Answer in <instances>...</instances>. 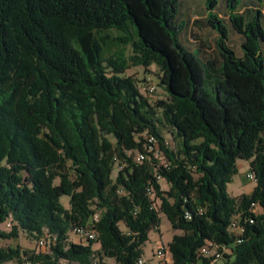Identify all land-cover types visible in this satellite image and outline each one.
I'll return each instance as SVG.
<instances>
[{
	"label": "trees",
	"instance_id": "16d2710c",
	"mask_svg": "<svg viewBox=\"0 0 264 264\" xmlns=\"http://www.w3.org/2000/svg\"><path fill=\"white\" fill-rule=\"evenodd\" d=\"M221 1L205 0L218 55L204 61L181 38V0H0V225L11 223L0 240L55 237L44 253L0 247V264H138L161 214L182 231L168 245L173 264H197L208 241L226 245L222 264H264L263 13L225 0L238 55ZM111 42L129 55H106ZM153 64L165 99L125 74ZM147 135L162 159L137 162ZM238 159L256 186L232 196ZM79 226L96 240L74 237Z\"/></svg>",
	"mask_w": 264,
	"mask_h": 264
},
{
	"label": "rangeland",
	"instance_id": "374dc122",
	"mask_svg": "<svg viewBox=\"0 0 264 264\" xmlns=\"http://www.w3.org/2000/svg\"><path fill=\"white\" fill-rule=\"evenodd\" d=\"M204 2L205 0H184V3L191 4L193 9L188 11V15H184L182 19L184 22L181 36L186 43H191L190 39H195V35L197 34L198 37H201L207 43L206 47H208L214 44L216 31L212 27L207 25V20L203 19V16L206 14ZM182 9H184V4L182 5ZM194 9H196L197 11H195ZM218 12L220 13L219 19H221L229 27L230 44L232 45L233 49L240 54L242 52V42L244 40L243 36L230 27L232 26L229 21L230 15H227L222 4L218 8ZM196 14L199 16V18H196L197 22L193 23L192 18ZM189 45L193 47V44ZM185 46L187 45L185 44ZM120 49H123V52L126 56L129 55L130 48L128 45H117L115 42L109 43V49L105 50V54L109 55L111 53L117 52ZM125 74L134 75L137 78V80L139 81L141 92L144 93L149 99L159 100L165 99L167 97V92L159 84L161 71L159 70L157 65H151L149 67V70H145V68L141 65L131 66L126 70ZM145 79L151 80V83L156 85V91L154 93L149 94L144 89L146 84L144 83ZM163 133L166 136V139H168V142H170V146L172 148H175L176 143L173 140L171 133L167 132L165 129H163ZM237 166L238 173L234 175L232 181L228 184V192L232 196L249 194L256 186V180H249L247 178V174L250 172V161L238 159ZM115 175L116 171L113 173V176ZM161 184L164 189H168V185L165 181H162ZM62 201L66 206H69L68 198L66 196L62 197ZM7 223L1 224L0 227L2 229L9 230L10 227H8ZM181 233L182 231L173 229L168 218L164 214H161V222L159 226L150 231L149 239L143 245V258L145 260L157 261L158 257L155 254L156 247L160 244H163L167 247L173 240L174 235ZM16 245H20L24 249H34L36 248V239L28 236L26 233H21L19 238L17 239L0 240V247ZM95 247L97 246L95 245ZM108 263L116 264V262L111 259L108 260ZM219 264H222V262L219 261Z\"/></svg>",
	"mask_w": 264,
	"mask_h": 264
},
{
	"label": "built area",
	"instance_id": "2783aa9c",
	"mask_svg": "<svg viewBox=\"0 0 264 264\" xmlns=\"http://www.w3.org/2000/svg\"><path fill=\"white\" fill-rule=\"evenodd\" d=\"M145 90L152 94L156 91V85L151 83V80L145 79ZM146 141L144 143V151L136 153L135 159L137 162H142L145 158L148 157V155H151L152 157L161 160L162 159V151L158 142L157 137L154 135H147L145 137ZM165 146L169 145V142L166 140L163 142ZM158 180H162L161 175L156 176ZM247 178L249 180H256V175L254 172L250 171L247 174ZM148 194L150 197L154 196V189L152 186L148 188ZM260 208L257 207V210ZM190 218V217H189ZM99 219V215H95L94 222H97ZM8 227L11 226V223H7ZM230 231L234 232L236 234H241L244 231V228L239 224L238 220L235 219L231 226ZM71 234L74 237H78L80 240H96L97 233L95 229L91 226H79L76 227L71 231ZM55 241V237L45 234L41 236L36 243V251L37 253H44L47 252L50 248V244ZM227 251L226 245H220L218 243H215L213 241H208L204 246H202L198 252V256L201 259L197 264H202L203 260H208V264H219V261L223 258L225 252ZM156 256L158 257V260H145L143 257L139 259L138 264H173V257L169 250V247L160 244L156 247ZM25 264H30L29 262H26ZM65 264V263H63Z\"/></svg>",
	"mask_w": 264,
	"mask_h": 264
},
{
	"label": "crops",
	"instance_id": "0c3cea01",
	"mask_svg": "<svg viewBox=\"0 0 264 264\" xmlns=\"http://www.w3.org/2000/svg\"><path fill=\"white\" fill-rule=\"evenodd\" d=\"M183 4H184V9H182V5ZM204 4H205V2H204ZM221 4L223 5V8H224L225 12L227 13V15H230V12L227 9V3H226V1L225 0H222L220 2V5ZM192 9L193 8H192L191 4L184 3V0H181L180 7H179V18H180V21L182 23L184 22L182 20L183 17H184V15H188V11H190ZM205 9H206V4H205ZM194 10L197 11L196 9H194ZM257 10H260L263 13L262 21H263V25H264V10L261 8L260 4H258L256 1H254V0H242V5L239 8V12L240 13H243V14H246V15L247 14L248 15H252V13H255V11H257ZM208 14H209V11L206 10V14L203 16V19L204 20H207V25L209 24L208 23V18H207ZM217 14L219 16L220 13L217 12ZM196 18H199V16L197 14L194 15V17L192 18V22L193 23L197 22ZM181 38H182V36H181ZM216 39H217V33H216V36H215V41H216ZM190 42L191 43H189V42L188 43L191 44V45L193 44V47L190 46L188 43H186V42L185 43L192 50H194V51H200V57L202 59H204V61H207L208 59H211L212 56H213L212 58H214L215 56L218 55V52H217V50L215 48V42H214V44L212 46L206 47V44L207 43L201 37H198L197 34L195 35V39H190ZM263 53H264V45H263ZM237 54L238 55H242V52L240 54L239 53H237Z\"/></svg>",
	"mask_w": 264,
	"mask_h": 264
}]
</instances>
